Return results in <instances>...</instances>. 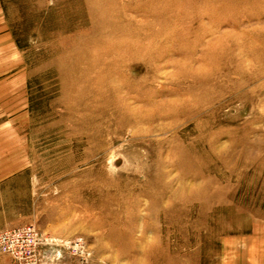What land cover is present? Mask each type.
Returning a JSON list of instances; mask_svg holds the SVG:
<instances>
[{"label": "rangeland", "instance_id": "obj_1", "mask_svg": "<svg viewBox=\"0 0 264 264\" xmlns=\"http://www.w3.org/2000/svg\"><path fill=\"white\" fill-rule=\"evenodd\" d=\"M1 2L0 264H264V0Z\"/></svg>", "mask_w": 264, "mask_h": 264}, {"label": "crops", "instance_id": "obj_2", "mask_svg": "<svg viewBox=\"0 0 264 264\" xmlns=\"http://www.w3.org/2000/svg\"><path fill=\"white\" fill-rule=\"evenodd\" d=\"M22 64L23 55L10 30L7 15L0 0V79L10 78L13 76L12 72L23 70L20 67Z\"/></svg>", "mask_w": 264, "mask_h": 264}, {"label": "built area", "instance_id": "obj_3", "mask_svg": "<svg viewBox=\"0 0 264 264\" xmlns=\"http://www.w3.org/2000/svg\"><path fill=\"white\" fill-rule=\"evenodd\" d=\"M17 232H15L14 234H10V233H3L0 234V254L4 253L5 251L8 250H12L15 251L14 248V243H13V237L15 236H19V234H16ZM17 236V237H18Z\"/></svg>", "mask_w": 264, "mask_h": 264}]
</instances>
